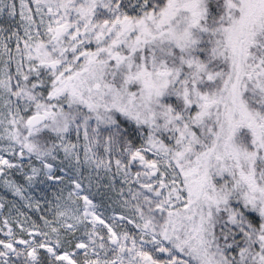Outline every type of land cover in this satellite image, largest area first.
<instances>
[{
	"label": "snow or ice",
	"instance_id": "snow-or-ice-1",
	"mask_svg": "<svg viewBox=\"0 0 264 264\" xmlns=\"http://www.w3.org/2000/svg\"><path fill=\"white\" fill-rule=\"evenodd\" d=\"M0 264H264V0H0Z\"/></svg>",
	"mask_w": 264,
	"mask_h": 264
},
{
	"label": "rangeland",
	"instance_id": "rangeland-1",
	"mask_svg": "<svg viewBox=\"0 0 264 264\" xmlns=\"http://www.w3.org/2000/svg\"><path fill=\"white\" fill-rule=\"evenodd\" d=\"M0 191H2V190H0Z\"/></svg>",
	"mask_w": 264,
	"mask_h": 264
}]
</instances>
